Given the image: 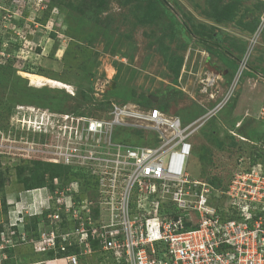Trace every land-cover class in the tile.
Returning <instances> with one entry per match:
<instances>
[{"label": "rangeland", "instance_id": "374dc122", "mask_svg": "<svg viewBox=\"0 0 264 264\" xmlns=\"http://www.w3.org/2000/svg\"><path fill=\"white\" fill-rule=\"evenodd\" d=\"M263 12L264 1L256 0H0V233L16 219L29 224L39 212L37 235L18 222L10 254L3 251L7 241L0 240V264H40L49 254L34 241L40 233L59 230L46 216L61 212L55 197L50 194L47 209L46 193L24 189L17 172L44 138L26 124L32 117L37 123L47 108L93 117L104 116L111 102H130L141 111L145 105L164 106L183 124L211 113L191 140L186 169L194 178L225 182L235 158L247 155L229 143V134L237 133L234 121L242 123L244 136L264 145V26L253 37ZM28 70L70 87L32 86L22 75ZM116 131L130 145L156 139L144 128ZM47 154L42 160L48 161ZM62 182L51 185L69 187L76 206L86 197L98 198L96 183L84 189L78 181ZM66 222L71 231L72 221ZM48 264L69 263L62 257Z\"/></svg>", "mask_w": 264, "mask_h": 264}, {"label": "built area", "instance_id": "2783aa9c", "mask_svg": "<svg viewBox=\"0 0 264 264\" xmlns=\"http://www.w3.org/2000/svg\"><path fill=\"white\" fill-rule=\"evenodd\" d=\"M263 26L264 12L253 37ZM128 103L111 102L104 116L48 113L52 120L39 131L48 140L28 159L52 152L49 162L86 167L98 198L76 206L67 186L39 188L47 209L52 195L61 212L46 214L58 232L40 233L34 243L55 253L77 247L65 257L69 264H264V159L235 158L224 187L194 178L186 169L190 138L211 113L183 124L158 107L130 110ZM124 126L154 132L156 143L115 139L116 128ZM248 141L264 150L261 141ZM67 220L71 231L61 227ZM9 232L1 231L0 240L13 245L15 230Z\"/></svg>", "mask_w": 264, "mask_h": 264}, {"label": "trees", "instance_id": "16d2710c", "mask_svg": "<svg viewBox=\"0 0 264 264\" xmlns=\"http://www.w3.org/2000/svg\"><path fill=\"white\" fill-rule=\"evenodd\" d=\"M244 1H247V0H244ZM257 2L261 3L262 1H257ZM0 66L2 67V65H0ZM28 72H32V71L28 70ZM33 73H36V72H33ZM141 99L144 102H148V101L150 102V99L148 97H143ZM144 107L150 108L149 105H145ZM152 107H154V106H152ZM158 108H160L162 111L166 110L164 106H160V107L158 106ZM47 109L50 111L49 108H47ZM62 112L76 113L74 111H62ZM77 114H79V113H77ZM80 115H88V114H80ZM236 123L237 122L234 121L232 126L234 125V127H235ZM241 125H242V123H240V125L238 127L234 128L237 130V133L234 132V133L229 134V136H228V139H230L229 143H231V146L237 144L238 145L237 147H239L243 151H246L247 154L250 155L252 159H256L259 157L261 159H264V150H262V149L256 150L257 147L253 146V144H249V141H248V140H250V141H258V140H254V139L250 138L249 136H244L243 135L244 132H242V130L240 129ZM120 135H121L120 132L116 131L115 132V139L119 140ZM193 135L191 136L190 140H192ZM239 135L246 138V140L240 139ZM48 137H49V135H44V138H46V140H48ZM44 138H43V140H44ZM153 141L154 142H151L147 145H150V144L154 145L156 143V139L154 138ZM192 152H193V148H192ZM254 154H256V156H254ZM24 161H25V164L18 165L17 172H18L20 178L23 180V186H24V189H26V190H30V189H34V188L39 189V188L44 187L45 185H50L51 189H53L54 186L51 184H52L54 179H60L61 181H63L62 182L63 184H66V183L72 182V181H76V182L78 181V182H80L81 185H83L84 189H88L91 187V185L95 184L94 178L92 177V175H90V173L88 171L78 169L77 167H75V165H63L61 163L49 162V161L42 160L40 157H34L32 159H28V160H24ZM0 176H2L1 172H0ZM206 179H208V178H206ZM208 180L217 186L224 187V181L218 177H211ZM15 218H20V217H19V215H16ZM19 220H21V219L14 220V222L15 221H17V222L14 225L10 226V229L15 230V234L12 235V238L16 237V244L18 242V240H17L18 239V234H17L18 222H20V226L21 227L23 226L24 229H28V227L31 225L32 228L34 229V235H37L36 234V225L38 223V217L37 216L31 217L29 224L27 223V219L24 220V218H22L21 221H19ZM65 224L68 225L66 222H64V224L62 223L63 229L66 228ZM8 232H5V233L8 234ZM16 244L9 245L8 247L3 248V251L7 254H10L9 252L14 249ZM93 245H94V243H93ZM78 250L79 249L75 246L69 247L64 252L55 253L53 250H49V251H47V253L49 254L47 259H57V258L66 257L67 255H69V253H78ZM95 257H97V259H101V257H99L97 254H95ZM47 259H45V260H47ZM8 261H9V259L7 258V262ZM43 262L44 261L42 260L40 262V264H43Z\"/></svg>", "mask_w": 264, "mask_h": 264}, {"label": "bare ground", "instance_id": "6f19581e", "mask_svg": "<svg viewBox=\"0 0 264 264\" xmlns=\"http://www.w3.org/2000/svg\"><path fill=\"white\" fill-rule=\"evenodd\" d=\"M22 75L24 77L28 78V80L30 81V85H32V86L50 85L52 87H60V89L61 88L63 89V88L70 87L68 84L63 83L60 80H56V79H52V78H49V77H45V76H43L41 74H36V73H30V72L22 71ZM135 107L136 106L133 103H128L127 104V108H129L130 110H134ZM28 109L33 111L32 107H29Z\"/></svg>", "mask_w": 264, "mask_h": 264}, {"label": "crops", "instance_id": "0c3cea01", "mask_svg": "<svg viewBox=\"0 0 264 264\" xmlns=\"http://www.w3.org/2000/svg\"><path fill=\"white\" fill-rule=\"evenodd\" d=\"M248 78H251L252 80H253V78H255V77H248ZM248 78L246 79L247 81H248ZM244 81L243 82V84H242V89H243V87H244V84L247 82V81ZM262 84H263V82H261V84H259L258 83V85H260V86H262ZM263 86H264V84H263ZM239 98L240 99H242V97H241V94L239 95V97L237 98L238 100L236 101V105H237V102L239 101ZM235 105V106H236ZM246 108H247V106H246ZM33 111L35 112L36 110L33 108ZM42 112V114H39L40 116H38L37 117V119H40L37 123H35V124H31V125H29V124H26V125H28V129H31V131H36V132H39V131H41V129H42V127L43 126H45L46 125V123H47V116H46V112H43V111H41ZM40 126V127H39ZM65 260H66V258H64ZM56 259H47V260H45L44 262H43V264H48L50 261H55ZM67 261V260H66Z\"/></svg>", "mask_w": 264, "mask_h": 264}, {"label": "clouds", "instance_id": "9594fccd", "mask_svg": "<svg viewBox=\"0 0 264 264\" xmlns=\"http://www.w3.org/2000/svg\"><path fill=\"white\" fill-rule=\"evenodd\" d=\"M49 112H50V111L48 110L47 113H46L47 119H48V116L50 117V115L48 114ZM53 113H54V112H53ZM66 113H67V112H66ZM68 113H69V112H68ZM49 120H50V119L47 120V123H46L47 126H48V124H49V123H48ZM33 216H35V215H33ZM64 258H65V257H64Z\"/></svg>", "mask_w": 264, "mask_h": 264}]
</instances>
